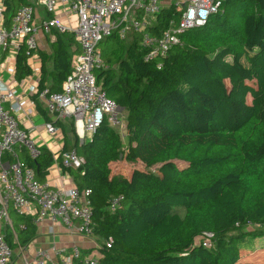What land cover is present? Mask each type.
<instances>
[{"label":"trees","instance_id":"trees-1","mask_svg":"<svg viewBox=\"0 0 264 264\" xmlns=\"http://www.w3.org/2000/svg\"><path fill=\"white\" fill-rule=\"evenodd\" d=\"M3 2L7 24L31 5ZM179 15L175 4L164 7L152 32ZM52 34L51 51L24 44L16 58L22 81L33 72L29 59L38 50L40 92L61 91L80 52L73 32ZM179 37L181 44L152 61L144 59L140 34L105 37L99 44L104 66L95 73L107 96L126 111L123 136L105 119L81 142L70 120L75 139L69 140L66 120H52L38 102L46 119L65 132L63 150L76 149L86 162L67 168L46 145L36 158L23 150L22 160L40 182L59 162L80 191L91 192V237L100 243V264H259L242 244L264 238L249 230L264 226V0H225L203 26ZM123 159L145 169L114 173L113 164ZM165 163L164 181L151 169ZM121 197L111 212L110 202ZM10 218L13 229L5 225L4 235L17 251L36 239L38 225L13 208ZM205 234L213 235L209 248Z\"/></svg>","mask_w":264,"mask_h":264},{"label":"built area","instance_id":"built-area-1","mask_svg":"<svg viewBox=\"0 0 264 264\" xmlns=\"http://www.w3.org/2000/svg\"><path fill=\"white\" fill-rule=\"evenodd\" d=\"M225 0H40L46 16L37 21L34 5H25L16 11L9 24L5 22L4 2L0 0V221L13 229L10 211L33 216L38 225L45 219L63 224L74 234L91 237L93 211L89 190L80 191L77 185L70 189H55L49 181L40 182L35 171L21 157L25 150L32 158L39 153V142L25 122L41 102L52 120H72L81 142L90 139L105 119L113 125L126 123L119 117V107L98 83L95 70L104 66L99 47L107 36L117 33L127 38L131 33L141 35L144 59L152 61L166 56L178 44L179 33L192 27L203 26L218 13ZM176 5L179 18H172L166 29L153 33L158 14L164 7ZM77 16L76 23H65L57 16L59 9ZM53 29L70 31L80 46L73 60L72 71L63 82L62 90L50 93L39 91L41 69L30 56L33 72L22 81L16 78V58L22 45L30 50L39 47L38 33L51 35ZM37 95V99L34 98ZM52 120H45L49 136L59 131ZM49 147V146H48ZM67 168L81 169L86 160L76 149L54 151ZM55 165H59L57 162ZM123 198L110 202L111 212H117ZM204 246L211 247L212 234H205ZM112 241L107 242L111 247ZM23 253V248L18 249ZM81 259L75 249L65 264ZM20 264H31L21 257ZM16 251L0 234V264H18ZM49 256L39 252L35 264H48ZM81 264H100L99 258L89 256Z\"/></svg>","mask_w":264,"mask_h":264},{"label":"crops","instance_id":"crops-1","mask_svg":"<svg viewBox=\"0 0 264 264\" xmlns=\"http://www.w3.org/2000/svg\"><path fill=\"white\" fill-rule=\"evenodd\" d=\"M31 5L36 6L35 16L39 21L46 16L45 9L40 4V0H29ZM57 16L65 23H76L77 16L67 13L63 8L58 10ZM56 38L55 34H46L44 32L38 33V50L51 51L50 41ZM37 50V51H38ZM34 53L33 58L30 59L36 62L41 69V59L38 52ZM47 120L43 112L39 108L37 111L30 115V118L26 120L25 126L31 131L33 136L38 140L39 145H46L52 147L54 151L58 148H63L65 141V132L62 127L59 126V131L54 136H49L43 126L44 121ZM65 127L67 129V136L69 140H74V135L70 131V120H66ZM46 181H49L55 189H70L76 185L75 179L69 171L64 172L61 166L54 165L49 170ZM5 231V223L0 221V234ZM99 243L93 237L87 238L80 236L69 231L61 223H53L49 219H45L38 224V233L36 239L28 246L23 248V253L20 252L21 257H25L31 264H35L39 252L46 253L49 256L48 264H65L64 260L72 257L75 249L80 251L81 261L87 257L93 255L100 257L98 250ZM19 251V250H17ZM29 255V258L25 255ZM18 264L21 263L20 258L17 260ZM75 263V262H74ZM258 263V261H257Z\"/></svg>","mask_w":264,"mask_h":264},{"label":"rangeland","instance_id":"rangeland-1","mask_svg":"<svg viewBox=\"0 0 264 264\" xmlns=\"http://www.w3.org/2000/svg\"><path fill=\"white\" fill-rule=\"evenodd\" d=\"M125 115L126 111L119 109V117L123 121H125ZM116 128L121 132L123 136L124 127L123 122L121 124H117ZM75 139V138H74ZM73 140V139H72ZM178 165H181V162L177 161ZM133 169H145V165L142 162H131L130 160H121L113 164V171L114 173H123L127 176H129ZM154 173L159 174L163 180H167L168 174L167 171H169V164L165 163L163 165H156L154 168L151 169ZM258 230L260 232L264 233V226L263 227H251L249 230ZM5 232V231H4ZM90 238V237H89ZM95 239V238H93ZM98 244V241H97ZM100 244V243H99ZM98 248V247H97ZM242 252L248 251L251 252L253 255V258L258 261L259 264H264V238H259L256 240H246L242 244ZM29 258V255H25ZM21 258L20 251H16V260Z\"/></svg>","mask_w":264,"mask_h":264},{"label":"water","instance_id":"water-1","mask_svg":"<svg viewBox=\"0 0 264 264\" xmlns=\"http://www.w3.org/2000/svg\"><path fill=\"white\" fill-rule=\"evenodd\" d=\"M121 157H123V154H121Z\"/></svg>","mask_w":264,"mask_h":264}]
</instances>
